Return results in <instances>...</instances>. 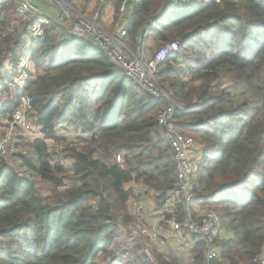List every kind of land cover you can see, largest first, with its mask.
<instances>
[{
	"label": "trees",
	"instance_id": "16d2710c",
	"mask_svg": "<svg viewBox=\"0 0 264 264\" xmlns=\"http://www.w3.org/2000/svg\"><path fill=\"white\" fill-rule=\"evenodd\" d=\"M111 1L118 20L124 0ZM128 1L131 51L143 47L152 60L163 45L180 42L158 78L185 108L177 109L175 128L202 149L194 200L215 210L233 235L219 240L225 264H262L264 0H193L180 10L170 8L173 0ZM30 21L15 0H0V78L23 57ZM30 57L25 93L43 137L20 134L0 162V264L119 263L121 253L111 247L134 222L128 185L148 189L162 206L177 184L158 132L167 103L136 85L91 39L63 36L54 25ZM7 92L1 117L10 118L20 96ZM63 124L77 135L72 141L56 136ZM48 139L66 150L49 151ZM62 154L72 160V174ZM179 211L182 223L186 213ZM192 257L205 264L202 243ZM169 260L158 255L159 264H181L175 253Z\"/></svg>",
	"mask_w": 264,
	"mask_h": 264
},
{
	"label": "built area",
	"instance_id": "2783aa9c",
	"mask_svg": "<svg viewBox=\"0 0 264 264\" xmlns=\"http://www.w3.org/2000/svg\"><path fill=\"white\" fill-rule=\"evenodd\" d=\"M36 1L55 2L64 6V15L68 19V26L73 35L79 36L78 34H80L91 39L107 55L111 63L136 85L143 88L153 97L165 100L167 104L159 111L157 118L158 132H160L163 140L171 148V156L177 173V184L169 193L167 201L160 207L159 214L178 238L180 250L176 253V256L181 264H193L192 251L200 243L204 245L205 264H225L223 249L219 240H224L226 231L218 213L212 209H193L195 203V180L200 167V159H195L192 155L196 146L194 140L184 136L174 126L177 109L184 110L185 108L175 100L172 94L162 87L158 78L161 65L179 52L180 42L174 41L163 45L151 60L143 47H139L136 53L131 51L126 31L111 33L100 26L98 24L101 15L100 10L91 16L78 14L77 18L74 19V8L67 0H15L16 12L31 19L28 28L31 39L18 65L8 66L10 76L0 78V109L8 101L6 98L7 91L20 96L19 106L13 115L7 118L6 133L0 138V162L11 151L15 150L19 138L17 132L21 130L26 134L34 128L31 120V115L33 114L31 100L25 93L30 74L33 72L30 49L33 44L43 39L45 27L51 25L50 20L42 14ZM101 1L106 3L109 0ZM190 1L173 0L170 3V8L175 10L183 9ZM128 3V0L123 1L121 5L122 14L127 12ZM185 78H190L188 72L185 73ZM63 148L65 147L59 146L57 151ZM117 161L122 163V156H118ZM60 163L68 171L72 170L71 159L61 157ZM69 173L72 174V172ZM180 208H183L186 213L182 223H179L178 220ZM129 212L132 214L134 222L128 227L136 233L138 229H141L139 222L142 220L143 205L138 202L134 203L131 205ZM139 234L148 235L150 240L156 244H164L155 230L150 234V232L142 231L141 229ZM132 240L135 243L140 241L141 238L135 235ZM140 251L138 264H159L151 246L144 244ZM186 254L189 257H186ZM163 255L166 260H169L168 252ZM262 264H264V260Z\"/></svg>",
	"mask_w": 264,
	"mask_h": 264
},
{
	"label": "crops",
	"instance_id": "0c3cea01",
	"mask_svg": "<svg viewBox=\"0 0 264 264\" xmlns=\"http://www.w3.org/2000/svg\"><path fill=\"white\" fill-rule=\"evenodd\" d=\"M70 4L74 5L75 13L82 14L85 16H91L93 13L97 11H101L100 18L98 20V24L105 29H107L110 32L118 33L125 29V27L129 24L130 19L132 17L133 8L131 6L128 7V10L125 14H122L118 20H115V13L113 8V3L111 0L107 1L106 3H103L101 0H67ZM193 1V0H191ZM197 2H203L205 0H194ZM37 5L39 6L42 14L48 18L51 22V25H54L57 29V31L61 32L63 36L69 37L71 34L73 35L71 29L69 28V22L66 16L64 15V6L58 5L55 2H49V1H36ZM79 9V10H78ZM77 16L74 15V19H76ZM67 129H71L72 133H75L71 127H68L67 125L63 124L59 126L56 130V135L59 137L60 134L62 135L63 132L67 131ZM7 130V118L6 117H0V138L6 133ZM38 136L36 138H42V134L40 129H36ZM76 137L77 135L74 134ZM71 135L68 136L70 138ZM33 138V139H36ZM65 138V137H63ZM32 139V138H31ZM75 139V138H73ZM68 140V141H72ZM48 142V141H47ZM200 149V147H198ZM196 153L195 159L198 158L201 160L202 158V149H200ZM129 189L134 190V197L130 200L128 206L129 209L131 205L134 203H140L143 205V213H142V220L139 222L142 231L151 232L155 230V232L158 234L160 239L164 242L163 245H159L154 243L150 240L148 235H142L141 229H138L136 233L129 229L128 226L124 227L122 231H120L119 238L116 240V244L119 245V242L121 244V247L125 246L127 247L126 250L122 253L124 256L121 257L122 263L120 264H138V258L139 255H135L133 252L140 251L142 249V246L144 244L149 245L153 248L157 259L158 255L163 256L164 253L168 252L176 253L179 252L180 246L177 236L169 229L168 224L164 221L163 217L159 214L160 207L156 204V201L154 199V194L149 191L148 189L138 186L136 184H130L128 185ZM199 208H202L198 203H194V210H198ZM131 217L133 218L132 214L130 213ZM135 235H138L139 238L140 235L142 236L141 240L138 242L133 243V240H131V243L128 242V239L131 237H134ZM230 240L233 239V235L226 232L224 234V240ZM141 252V251H140ZM128 256V257H127ZM186 257H189L186 254ZM170 261V260H169ZM159 263V262H158Z\"/></svg>",
	"mask_w": 264,
	"mask_h": 264
},
{
	"label": "rangeland",
	"instance_id": "374dc122",
	"mask_svg": "<svg viewBox=\"0 0 264 264\" xmlns=\"http://www.w3.org/2000/svg\"><path fill=\"white\" fill-rule=\"evenodd\" d=\"M205 1H210V0H205ZM71 5H72V3H71ZM72 7L74 8V5H72ZM75 8H76V6H75ZM75 8H74V15L75 16H77V14L75 13ZM77 9V8H76ZM79 10V9H78ZM74 15H73V17H74ZM104 28V27H103ZM105 29V28H104ZM107 30V29H106ZM108 31V30H107ZM110 32V31H109ZM112 33V32H111ZM161 85H162V87L167 91V92H169L170 94H172L170 91H168V89L165 87V85H164V83H161ZM239 92H240V90H238ZM173 95V94H172ZM174 97V96H173ZM175 98V97H174ZM176 100V99H175ZM2 109V108H1ZM1 109H0V111H1ZM61 126V125H60ZM37 128H33V130L31 131V132H27L26 134L25 133H23L21 130L20 131H18L17 132V134L18 135H20V134H22L23 136H25V137H27V138H36L37 136H38V132H37V130H36ZM75 133H72V131H71V129H67V131H65V132H63V134L61 135L60 134V136H63V137H65V139H67V140H71V139H73V138H76V136L74 135ZM69 135H71V137L70 138H68V136ZM57 136V135H56ZM185 136V135H184ZM57 137H59V136H57ZM85 137H87V136H85ZM188 137V136H187ZM190 138V137H189ZM192 139V138H191ZM48 142H47V144H48V147H49V151H53V150H55V149H57L59 146H63V145H58V144H56V142H55V140H52V139H48L47 140ZM195 142V141H194ZM195 149L193 150V152H192V155L194 156V157H196L197 155H196V153H197V151H198V145H197V143L195 142ZM66 150V148H63V149H60L58 152L59 153H63L64 151ZM200 150V149H199ZM170 153H171V148H170ZM62 158H64L65 157V155L64 154H62V156H61ZM72 164V163H71ZM69 172H73L72 170L71 171H69ZM123 226L121 227V231L123 230ZM140 237L142 238V236L140 235ZM131 240H132V237L131 238H129L128 239V242L129 243H131ZM113 244H116V241L113 243ZM127 249V247H125V246H123V247H121V244H120V242H119V245H117V247L116 248H114L113 249V245H112V247H111V250L112 251H114L115 253H121V257H123L124 255L122 254L123 252H124V250H126ZM136 256L137 255H139L140 254V251H136V252H133ZM128 257V256H127ZM117 262H119V263H116V264H120V263H122L123 261L121 260V261H117Z\"/></svg>",
	"mask_w": 264,
	"mask_h": 264
},
{
	"label": "water",
	"instance_id": "95a60500",
	"mask_svg": "<svg viewBox=\"0 0 264 264\" xmlns=\"http://www.w3.org/2000/svg\"><path fill=\"white\" fill-rule=\"evenodd\" d=\"M169 5V3L167 4ZM79 36H81L80 34H78ZM117 247V244H113V249Z\"/></svg>",
	"mask_w": 264,
	"mask_h": 264
}]
</instances>
